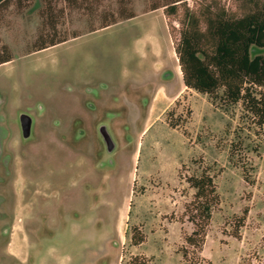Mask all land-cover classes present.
Returning <instances> with one entry per match:
<instances>
[{"label": "rangeland", "instance_id": "rangeland-1", "mask_svg": "<svg viewBox=\"0 0 264 264\" xmlns=\"http://www.w3.org/2000/svg\"><path fill=\"white\" fill-rule=\"evenodd\" d=\"M172 1L48 0L32 49L66 41L0 69V264H121L133 255L264 264V126L255 148L239 105L214 107L183 86L180 15L150 11ZM117 13L135 16L99 28ZM22 114L32 120L27 139ZM239 134L242 146L231 147ZM201 172L213 176L217 203L198 248L186 242L187 179Z\"/></svg>", "mask_w": 264, "mask_h": 264}, {"label": "trees", "instance_id": "trees-1", "mask_svg": "<svg viewBox=\"0 0 264 264\" xmlns=\"http://www.w3.org/2000/svg\"><path fill=\"white\" fill-rule=\"evenodd\" d=\"M192 1L190 6L187 0H173L150 11L163 8L167 18L180 15L174 52L183 86L205 95L214 107L230 110L239 105L243 125L258 140L255 144L258 148L264 126V56L257 53L264 51V0H232L231 6L223 0ZM134 16L117 13L99 28ZM64 41L41 46L38 50ZM243 132L244 129L240 133ZM241 135L231 147L242 146ZM187 182L194 190L189 212L194 229L186 242L200 248L212 208L217 203L216 188L213 176L207 172L192 175ZM245 215L246 211L241 219ZM142 242L141 233L135 231L131 245L139 246ZM121 264H150V261L143 255H133L123 258Z\"/></svg>", "mask_w": 264, "mask_h": 264}, {"label": "crops", "instance_id": "crops-1", "mask_svg": "<svg viewBox=\"0 0 264 264\" xmlns=\"http://www.w3.org/2000/svg\"><path fill=\"white\" fill-rule=\"evenodd\" d=\"M48 0H0V69L24 57L34 41L42 44ZM45 37V35L43 36Z\"/></svg>", "mask_w": 264, "mask_h": 264}, {"label": "water", "instance_id": "water-1", "mask_svg": "<svg viewBox=\"0 0 264 264\" xmlns=\"http://www.w3.org/2000/svg\"><path fill=\"white\" fill-rule=\"evenodd\" d=\"M19 122H20L23 138L25 139L29 138L31 132V124H32L31 118L28 115L22 114L19 117ZM99 132L105 142L107 151L111 153L115 148V144L113 143L109 133L107 132L104 126L100 127Z\"/></svg>", "mask_w": 264, "mask_h": 264}]
</instances>
